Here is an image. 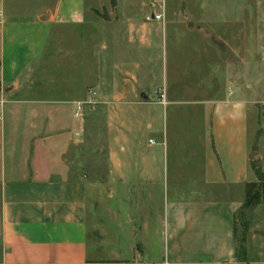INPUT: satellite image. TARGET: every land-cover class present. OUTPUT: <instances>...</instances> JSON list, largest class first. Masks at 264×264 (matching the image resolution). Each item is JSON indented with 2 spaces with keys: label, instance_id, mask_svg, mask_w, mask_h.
Returning <instances> with one entry per match:
<instances>
[{
  "label": "crops",
  "instance_id": "obj_1",
  "mask_svg": "<svg viewBox=\"0 0 264 264\" xmlns=\"http://www.w3.org/2000/svg\"><path fill=\"white\" fill-rule=\"evenodd\" d=\"M148 11L0 0V264H264V0Z\"/></svg>",
  "mask_w": 264,
  "mask_h": 264
},
{
  "label": "trees",
  "instance_id": "obj_2",
  "mask_svg": "<svg viewBox=\"0 0 264 264\" xmlns=\"http://www.w3.org/2000/svg\"><path fill=\"white\" fill-rule=\"evenodd\" d=\"M252 167L254 168L257 177L258 182H250L247 184L246 187V199H245V206H250L253 203L257 202L262 197V189L264 186V172L261 171L259 166L252 161ZM258 184L259 188H256V185ZM259 191H261V195L259 194Z\"/></svg>",
  "mask_w": 264,
  "mask_h": 264
},
{
  "label": "built area",
  "instance_id": "obj_3",
  "mask_svg": "<svg viewBox=\"0 0 264 264\" xmlns=\"http://www.w3.org/2000/svg\"><path fill=\"white\" fill-rule=\"evenodd\" d=\"M148 6H149V11L146 14L147 19H158L162 20L163 19V9L165 5V0H146ZM89 93L94 94L95 91L89 89ZM161 99L164 97V93H160ZM78 111H82V106L80 105L78 107ZM220 264H230L229 261L224 260Z\"/></svg>",
  "mask_w": 264,
  "mask_h": 264
},
{
  "label": "rangeland",
  "instance_id": "obj_4",
  "mask_svg": "<svg viewBox=\"0 0 264 264\" xmlns=\"http://www.w3.org/2000/svg\"><path fill=\"white\" fill-rule=\"evenodd\" d=\"M67 53V52H66ZM66 53L64 52V56L61 58V60H59V64L60 65H64V64H66V62L68 61L67 60V58L69 57V56H67L66 57ZM77 54H79V52H76L75 53V55H72V56H70V58H71V61H73L72 60V58H74V59H76V66H78V65H81L82 64V58H81V56H79V55H77ZM85 64H86V62H85ZM86 68V67H85ZM83 80H85L86 81V75L85 76H83ZM90 148V146H89V144L87 143L86 144V163H89V162H91L93 159H92V157L90 156V152H91V150H88V149ZM98 159V158H97ZM254 162L256 163V164H258L257 163V161L254 159ZM88 170H87V166H86V172H87ZM256 188H259V186H256ZM259 194L261 195V191H259ZM240 229H239V233H238V235H237V239H238V243L240 244L241 243V239H242V236H241V232H243L242 230H246V226H242L241 225V227H239Z\"/></svg>",
  "mask_w": 264,
  "mask_h": 264
}]
</instances>
